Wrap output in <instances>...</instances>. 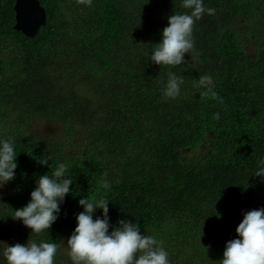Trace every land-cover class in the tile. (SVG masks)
Masks as SVG:
<instances>
[{"label":"trees","instance_id":"16d2710c","mask_svg":"<svg viewBox=\"0 0 264 264\" xmlns=\"http://www.w3.org/2000/svg\"><path fill=\"white\" fill-rule=\"evenodd\" d=\"M16 1L0 0V138L18 154L0 189V264L2 245L29 241L55 243L54 264H72L63 249L79 200L98 192L110 232L136 223L170 264H219L244 214L264 208V178L251 175L264 160V0H203L215 14L195 23L194 50L175 67L148 57L168 17L187 11L181 0H40L47 24L35 37L14 29ZM169 71L185 81L174 100L162 96ZM205 74L223 103L194 87ZM34 121L63 134L37 135ZM65 161L73 184L57 220L38 234L17 226L10 215Z\"/></svg>","mask_w":264,"mask_h":264},{"label":"clouds","instance_id":"9594fccd","mask_svg":"<svg viewBox=\"0 0 264 264\" xmlns=\"http://www.w3.org/2000/svg\"><path fill=\"white\" fill-rule=\"evenodd\" d=\"M78 3L91 6L92 0H78ZM181 7L187 11L168 17V24L162 29V38L148 57V61L160 67L184 64L185 54H192L194 50L192 34L195 23L205 14H215V9L205 7L203 0H181ZM184 83L181 76L169 71L167 80L162 81L163 98H178ZM194 87L201 90L202 97L223 103L214 90L211 75L200 76ZM212 118L218 120L220 114L214 113ZM17 156L15 141L0 138V189L15 178ZM48 159L52 157L37 159V162L46 165ZM69 167L68 162H59L51 176H40L30 193L29 202L15 210L10 215L12 219L22 222L31 229V233L50 229L58 218L60 204L71 192L73 179ZM251 175L264 178V160L257 163ZM99 183L105 190L110 188L106 180ZM79 204L84 211L76 216L77 226L67 240L72 264H170L163 242L151 234L141 235L138 224L120 221V227L109 231V199L106 196L98 192L95 196L81 198ZM96 209L102 210L103 218L94 219ZM236 234V238L226 243L219 264H264V208L246 212L236 228ZM5 245L2 255L6 264H54L58 247L45 241Z\"/></svg>","mask_w":264,"mask_h":264},{"label":"water","instance_id":"95a60500","mask_svg":"<svg viewBox=\"0 0 264 264\" xmlns=\"http://www.w3.org/2000/svg\"><path fill=\"white\" fill-rule=\"evenodd\" d=\"M15 30L28 37H35L40 28L47 24V10L40 0H17L15 4Z\"/></svg>","mask_w":264,"mask_h":264},{"label":"rangeland","instance_id":"374dc122","mask_svg":"<svg viewBox=\"0 0 264 264\" xmlns=\"http://www.w3.org/2000/svg\"><path fill=\"white\" fill-rule=\"evenodd\" d=\"M12 118H13V116L10 117V119H12ZM0 125L4 126V123L0 121ZM11 127H12V125H11ZM33 129H34V131H35V133L37 135L44 136V137H53V136L55 137V136H60V135L63 134L62 131L59 130V128L56 125L48 123L46 121H34L33 122ZM79 149L80 148H78V147H76V148L75 147H71L67 154L69 156L73 155L74 153L78 152ZM16 225L19 226L20 222L17 221ZM12 228H13V226L8 227L6 229V233L9 234L10 233V229H12ZM11 243H9V244H11ZM4 246L5 245H2V249H4ZM63 250H64V253L68 254V248L66 246H64ZM68 256H69V254H68Z\"/></svg>","mask_w":264,"mask_h":264}]
</instances>
